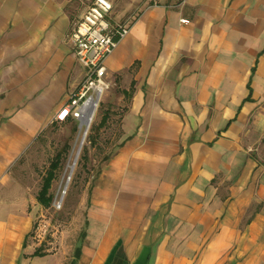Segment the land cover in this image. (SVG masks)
Here are the masks:
<instances>
[{"label":"crops","instance_id":"0c3cea01","mask_svg":"<svg viewBox=\"0 0 264 264\" xmlns=\"http://www.w3.org/2000/svg\"><path fill=\"white\" fill-rule=\"evenodd\" d=\"M86 7L0 0V264H264V0L139 9L105 61L119 145L86 197L85 237L30 241L36 204L13 167L73 119L53 122L85 77L67 36Z\"/></svg>","mask_w":264,"mask_h":264},{"label":"rangeland","instance_id":"374dc122","mask_svg":"<svg viewBox=\"0 0 264 264\" xmlns=\"http://www.w3.org/2000/svg\"><path fill=\"white\" fill-rule=\"evenodd\" d=\"M78 1L82 3V6H87L92 0ZM111 1L113 2V17L116 21H120L128 16H135L140 11L139 9L168 0ZM117 101L118 90L110 87L102 96L94 113L67 187L65 185L71 165L83 135L84 126L80 127V119L73 118L66 123H57L48 127L14 165V178L21 186L28 189L31 203L36 204L34 208L36 226L30 239L36 246L42 249H76L82 243L86 229V197L104 164L110 156L115 154L119 145L116 135L119 111L117 106L112 111L115 114L109 123L103 127L99 126L105 108L108 105H116ZM66 145L70 150L64 155L56 172L51 189L54 199L52 205L46 208L37 202V195L50 164ZM64 191L66 193L63 195ZM30 208L32 209L33 205H30Z\"/></svg>","mask_w":264,"mask_h":264},{"label":"built area","instance_id":"2783aa9c","mask_svg":"<svg viewBox=\"0 0 264 264\" xmlns=\"http://www.w3.org/2000/svg\"><path fill=\"white\" fill-rule=\"evenodd\" d=\"M133 21L134 16L116 21L110 0H92L87 5L67 36L77 61L85 69V77L53 122H64L70 117L80 119L90 97L95 99L93 102L96 112L102 96L110 88V83L106 80L105 61L127 35ZM186 22L187 20L182 19V23Z\"/></svg>","mask_w":264,"mask_h":264},{"label":"trees","instance_id":"16d2710c","mask_svg":"<svg viewBox=\"0 0 264 264\" xmlns=\"http://www.w3.org/2000/svg\"><path fill=\"white\" fill-rule=\"evenodd\" d=\"M108 120L107 116H104L101 120L99 126L103 127ZM90 140V139H89ZM91 141V140H90ZM70 150L69 146L66 145L62 151L58 152L55 158L53 159L52 163L50 164V168L47 171V174L43 178V184L42 187L37 195V202L44 206V207H50L52 205L54 196L51 193L52 184L54 179L56 178V172L59 169L63 159L64 155L68 153ZM85 151V149H84ZM65 152V153H64ZM85 237V231L83 233V238ZM38 249H42V247H39ZM79 249V248H77Z\"/></svg>","mask_w":264,"mask_h":264},{"label":"bare ground","instance_id":"6f19581e","mask_svg":"<svg viewBox=\"0 0 264 264\" xmlns=\"http://www.w3.org/2000/svg\"><path fill=\"white\" fill-rule=\"evenodd\" d=\"M94 104L95 103L93 101L87 102L85 107L82 110V114L80 115L81 127L84 126L83 135L81 137L80 143L83 140V144H84V141H85V138H86V135H87V131H88L89 127H90V124L92 122V119H93V116H94V113H95ZM80 143L78 145V148L76 147L77 148L76 155L78 153L76 162H77V160L79 158V155H80V152H81V149H82V146H83V144H82L81 147H80ZM76 155H75V157H76Z\"/></svg>","mask_w":264,"mask_h":264},{"label":"water","instance_id":"95a60500","mask_svg":"<svg viewBox=\"0 0 264 264\" xmlns=\"http://www.w3.org/2000/svg\"><path fill=\"white\" fill-rule=\"evenodd\" d=\"M95 99L93 98V97H90V101H94ZM80 127H81V124H80ZM86 134V133H85ZM84 134V135H85ZM83 144V140H82V142L80 143V147H81V145ZM77 155H78V153H77ZM77 155H76V157H75V159H74V162H73V164L71 165V170H70V174H69V177H68V179H67V182H66V187L68 186V183H69V181H70V179H71V175H72V173H73V170H74V167H75V165H76V159H77ZM65 187V188H66ZM66 192L64 191L63 192V195L65 194Z\"/></svg>","mask_w":264,"mask_h":264}]
</instances>
